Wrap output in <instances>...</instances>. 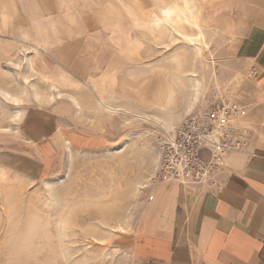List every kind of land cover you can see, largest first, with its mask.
Masks as SVG:
<instances>
[{"label":"rangeland","instance_id":"1","mask_svg":"<svg viewBox=\"0 0 264 264\" xmlns=\"http://www.w3.org/2000/svg\"><path fill=\"white\" fill-rule=\"evenodd\" d=\"M59 1L0 20V264H132L131 228L158 183L162 129L218 96L240 105L245 135L256 121L252 68L233 48L259 6ZM100 97L128 113L103 110ZM63 98L108 137L68 144L47 171L8 155L24 143L23 114Z\"/></svg>","mask_w":264,"mask_h":264},{"label":"crops","instance_id":"2","mask_svg":"<svg viewBox=\"0 0 264 264\" xmlns=\"http://www.w3.org/2000/svg\"><path fill=\"white\" fill-rule=\"evenodd\" d=\"M61 3L0 0V6L12 11H0V20L7 19V13L21 15L19 6L26 4L59 8ZM253 4L259 8L243 18L233 48L235 59L252 68L259 102L256 121L247 135L249 153H231L228 166L215 172L213 183L200 191L169 183L152 186L131 228L132 264H264V0H253ZM54 50L67 53L60 47ZM72 58L76 61L74 55L63 57L65 61ZM97 102L103 110L100 102L119 112L128 110L107 104L102 97ZM76 109L66 98L31 107L22 116L23 145L7 148V154L47 171L58 164L68 144L80 146L108 137L105 129L88 127Z\"/></svg>","mask_w":264,"mask_h":264},{"label":"built area","instance_id":"3","mask_svg":"<svg viewBox=\"0 0 264 264\" xmlns=\"http://www.w3.org/2000/svg\"><path fill=\"white\" fill-rule=\"evenodd\" d=\"M238 103L218 96L185 114L172 128H163L155 146L158 183L200 191L213 183L214 174L228 166L231 153H244L247 135Z\"/></svg>","mask_w":264,"mask_h":264},{"label":"bare ground","instance_id":"4","mask_svg":"<svg viewBox=\"0 0 264 264\" xmlns=\"http://www.w3.org/2000/svg\"><path fill=\"white\" fill-rule=\"evenodd\" d=\"M169 10H164V13H166V15H168L169 14ZM100 104L104 107V109L105 110H108V111H110V112H119V111H122L121 109H118V108H116V107H111V106H107V105H104L102 102H100ZM131 115H135V114H131ZM140 116V115H139ZM138 116V117H139ZM145 116V115H144ZM135 117V116H134ZM136 118H137V116H136ZM141 118H143V116H141ZM148 118V117H147ZM144 119V118H143ZM154 119V118H153ZM146 120V119H145ZM157 120H160V119H157Z\"/></svg>","mask_w":264,"mask_h":264}]
</instances>
